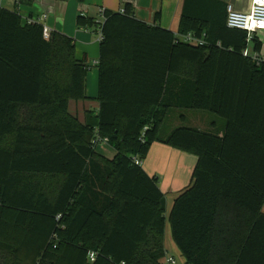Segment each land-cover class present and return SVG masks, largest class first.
I'll use <instances>...</instances> for the list:
<instances>
[{
    "label": "trees",
    "instance_id": "obj_1",
    "mask_svg": "<svg viewBox=\"0 0 264 264\" xmlns=\"http://www.w3.org/2000/svg\"><path fill=\"white\" fill-rule=\"evenodd\" d=\"M16 1L0 6V264H164L167 222L184 264H264V63L244 57L248 35L227 26V5L184 1L179 34L204 46L130 4L104 10L93 124L70 111L89 72L74 41L45 39L18 10L35 0ZM97 21L80 15L77 27ZM177 110L223 123L173 127ZM154 143L197 157L168 218L159 179L135 163Z\"/></svg>",
    "mask_w": 264,
    "mask_h": 264
},
{
    "label": "crops",
    "instance_id": "obj_2",
    "mask_svg": "<svg viewBox=\"0 0 264 264\" xmlns=\"http://www.w3.org/2000/svg\"><path fill=\"white\" fill-rule=\"evenodd\" d=\"M185 0H68L65 2H59L57 0H35L32 7L22 6L20 13L25 17L37 19L44 15H47L43 24L50 30V33H59L71 38L74 41L76 48V58L78 61L84 62V64L89 68L95 79V91H89V78L87 75L86 79V97L87 100H82L74 102L71 105L70 111L74 107L77 113L83 115L84 121L82 123H87L90 121L95 124L100 104L97 101L99 95V57H100V43L99 37L96 44L93 33L95 29H84L77 27V18L80 15H85L89 17H94L99 20L100 10H109L113 12H122L125 5L130 4L133 7L135 17L150 25L155 27H160L164 30L172 32L175 36L180 35V22L184 9ZM225 3L227 6L229 4L233 5L236 11L241 13H250L252 10L253 0H219ZM159 16V17H158ZM97 32V31H95ZM258 45V47H257ZM249 55L255 56L259 55L264 58V32H260L252 35L251 40L247 41V48ZM90 58L94 59V66H90L88 60ZM96 69V70H93ZM79 111V112H78ZM179 110L174 113L172 126L174 124L178 126L177 118H180ZM80 117V115L78 116ZM90 119V120H89ZM164 144L154 143L151 147L152 149L163 151L165 148L162 146ZM150 150V153H151ZM98 152V151H97ZM99 153V152H98ZM149 153V154H150ZM100 155L104 156L102 153ZM116 153L114 154V156ZM191 155V154H190ZM114 156L112 158H114ZM149 156V155H148ZM194 156V155H192ZM105 157V156H104ZM195 157V156H194ZM107 158V157H106ZM108 158V159H112ZM197 158V157H196ZM197 164V159H193L189 163V168L187 172V179H184L182 175H179L178 179H175L173 184L169 187H165L162 180L158 178L156 171L145 169V161H143L142 168L151 177H157L160 181V187L162 192L165 194L167 199V194H177L180 195L186 189L192 185V175ZM186 178V176H185ZM176 199V198H175ZM174 199V201H175ZM174 205V203H173ZM264 212V207H263ZM168 239L167 227L165 230V243ZM165 248L168 252V247L165 244Z\"/></svg>",
    "mask_w": 264,
    "mask_h": 264
},
{
    "label": "rangeland",
    "instance_id": "obj_3",
    "mask_svg": "<svg viewBox=\"0 0 264 264\" xmlns=\"http://www.w3.org/2000/svg\"><path fill=\"white\" fill-rule=\"evenodd\" d=\"M0 6L4 7L9 10L17 9L15 8L14 0H6L4 2H1L0 0ZM18 10H22L21 7H19ZM94 42L93 44H96L98 40V33L94 31ZM90 66H94V59L90 58L88 60ZM96 70V69H93ZM88 75H90L89 80V91L93 92L95 91V79H93V75L91 71L88 72ZM94 84V85H93ZM79 112V111H78ZM71 114L73 117H76L80 122L84 121L83 115L77 113V110L73 107L71 110ZM80 115V117H78ZM180 118H177L178 120V126L174 124V127L184 126V127H194L202 131H206L210 129V123H213L214 121H220L222 120L218 118L217 116L206 113V112H199V111H189V110H179L178 113ZM223 123V122H222ZM164 146L163 151H158L155 149L151 150V153L149 156L145 159V169L154 170L156 171L158 178L162 180V183L165 187H169L173 184L175 179L181 178L183 176L184 179L180 180H186L187 179V172L189 168V163L193 159H197L196 157L179 151L177 149H174L167 145ZM97 151L99 153H102L107 158H112L114 154L116 153L115 150L108 144H101L97 146ZM179 175H182L179 177ZM186 176V178H185ZM58 179L51 178L50 182L52 185H55ZM177 197V194L169 193L167 194V212H166V218H168L172 207L174 203V199ZM167 236L168 239L166 240L167 245V255L173 256L177 261L178 264H184V260L181 256V253L176 248L172 237H171V231H170V225L167 222Z\"/></svg>",
    "mask_w": 264,
    "mask_h": 264
},
{
    "label": "built area",
    "instance_id": "obj_4",
    "mask_svg": "<svg viewBox=\"0 0 264 264\" xmlns=\"http://www.w3.org/2000/svg\"><path fill=\"white\" fill-rule=\"evenodd\" d=\"M6 0H1V2H4ZM15 6L18 5V2L14 0ZM124 11H122L123 13ZM104 10H100L99 12V20L97 21L99 24V28L97 30L99 41H102L103 39V33H102V26L104 23V16H103ZM22 16L24 22L28 24H41L44 27V38L49 39L51 36L50 30L44 26L43 21L46 20L47 15H44L40 18L33 19L29 17L23 16V14L20 13ZM227 26L232 29L241 30L244 32H247L248 38L247 41L251 40L252 35L264 32V0H253L252 4V10L250 13H241L235 10L233 5L229 4L227 6ZM176 39L180 42L186 43V44H192L195 46H204L206 45V41L204 38H197L194 34H187V35H177L175 36ZM244 57L251 58L258 62V64L264 63V58L261 56H251L249 55L248 50H245L243 53ZM101 144H108L107 139H102L100 137L93 140V145L97 147ZM135 163L139 166L143 165V161L139 159H135ZM91 261H95V254H90ZM164 264H178V261L173 257L167 255L164 261Z\"/></svg>",
    "mask_w": 264,
    "mask_h": 264
}]
</instances>
